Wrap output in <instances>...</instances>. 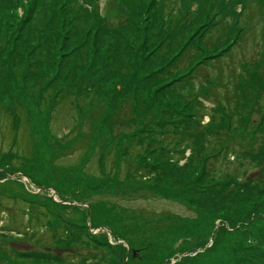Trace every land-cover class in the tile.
Masks as SVG:
<instances>
[{
    "label": "rangeland",
    "instance_id": "obj_1",
    "mask_svg": "<svg viewBox=\"0 0 264 264\" xmlns=\"http://www.w3.org/2000/svg\"><path fill=\"white\" fill-rule=\"evenodd\" d=\"M127 1H120L125 22L117 11L107 13L110 1L101 0L103 35L97 33L101 19L94 0H0V264H264V243L254 249L257 231L264 232V177L251 162L264 160V110H251L236 129L249 143L238 148L245 159L230 155L229 167H242L247 175L219 193L213 182L206 185L210 176L203 178L202 159L185 152L181 142L141 136L148 118L174 110L186 91L170 90L167 78L174 73H157L175 59L179 50L169 43L185 30L165 25L169 52L158 66L160 57H153L159 63L148 60L141 44L153 46L149 37L158 36L163 20L150 8L144 14L158 30L142 35L145 15L136 13L132 27ZM143 1L150 2L136 5ZM177 1L166 4L172 8ZM227 3V14L240 11L235 0ZM254 16L257 37L247 35L234 51L235 64L258 54L264 23ZM185 25L192 33V24ZM224 87L217 88L223 93ZM128 95L141 98H134L137 119L124 123L117 109ZM16 110H24V128L11 147L15 131L6 114ZM204 120L202 125L212 120L214 132L229 131L220 118ZM111 146L118 148L122 167L112 157L105 167L101 151ZM253 220L251 238L245 227Z\"/></svg>",
    "mask_w": 264,
    "mask_h": 264
},
{
    "label": "trees",
    "instance_id": "obj_2",
    "mask_svg": "<svg viewBox=\"0 0 264 264\" xmlns=\"http://www.w3.org/2000/svg\"><path fill=\"white\" fill-rule=\"evenodd\" d=\"M94 1L97 2V8L94 10L96 13L98 12V17L101 19L97 33L104 35L105 25L102 23L104 13L100 7L101 0ZM109 1L110 8H107V13H110V11H117L121 18L127 22L128 14H125L126 10L120 5L121 0ZM167 1L171 0H150L149 3L143 1L140 5H136V0L127 1L128 13L134 18L132 27L136 25L135 23L137 22L135 18L136 13L144 16L149 12L150 8L153 11L156 10L159 17L163 20V26L161 27V31H158V36L154 38L149 37L151 45L153 46H150V44L148 46L146 40H143L141 44V47L144 46L148 51V60H154L155 63H159V60L153 59V57H160L162 63H159L160 65L158 66L164 64L163 60L169 52L167 46L169 43L168 39H162L163 34L167 33L165 25L169 24L171 26L170 28H178L177 31L181 27V30H185L175 35V41L169 43V47H172L173 50H179L175 57H173L175 59L171 61L172 63L176 62V64L173 66L171 62L169 65L165 64L163 67L159 68L157 73L160 75L163 74L162 71L174 73L173 78L171 76L167 78L168 84L171 85L170 90H177L182 86L186 87V91L182 92L181 96H178L176 103L177 107H175L174 110L168 112L166 109H161L158 118L156 115L148 118L150 120L148 125L144 124L140 133L142 134L141 136H144L143 132H148L147 134L152 136L154 133L158 135L162 134L163 136H160L161 144L164 142L171 143V140L174 139L176 142H181V146H185V152H187L186 150L193 151L192 155L194 157L199 156L198 160L202 159V163L204 162L205 174L203 178H207V175L210 176L206 180V185L208 186L209 183L213 182V184H216L218 187L216 192L219 193L227 188L230 181L237 182L242 176L247 175L248 171L241 169L242 167L240 170L237 168L231 170L232 168L229 167L232 165L229 160L230 155H233L234 158L236 157L235 159L239 161L245 159L242 156V152L238 151V148L247 147V143H249L246 142V138L236 133V129L239 128L247 117L249 118L251 110L257 108L264 110V89L262 91L260 90L264 87V28L259 32L261 35L259 38H261L262 43L257 46L259 47V51L256 58L253 60L248 59V61H243L238 64L234 62V51L247 42V35L249 33L252 35H256L257 33V23L255 22L256 19L254 14H260V21L264 23V0H254L256 1L255 10H253L252 7L248 8L253 0H235V7L238 4L241 12L236 11L232 13V10L230 14L225 12L226 5H228L227 0H204L203 2H199V0H178L177 3L172 2L174 5L172 8L166 4ZM31 6L33 7V4H31ZM31 6H29V11H31ZM170 9L172 11L169 13ZM75 10L76 8H74V11ZM197 11L200 12L196 13ZM143 18L146 20L138 27V29L142 31V35L144 30H149V28L158 30V28L150 24L152 20L151 17L145 15ZM62 20L66 24L68 18ZM70 20H74V18H70ZM188 22L192 24V33L186 31L187 28L185 24ZM250 23L253 25L250 26ZM175 25L176 27H174ZM179 25H181V27H179ZM186 37L188 39L184 42ZM156 42L158 43L154 46ZM166 51L168 52L166 53ZM168 84H162V87H168ZM220 84H224L225 86L223 93L217 88ZM159 90H164V88ZM171 94L173 93L171 92ZM179 97L181 98L180 101H178ZM134 98L139 101L141 97L128 95L125 97V100L120 101V105L117 109V118H120L124 123L137 119L134 114V104H136ZM205 102H209L215 108H208ZM125 106L129 109V115H127V112L124 114ZM23 111L24 110H16L15 112L6 114L8 115L9 121L14 126L13 128L15 131L13 133L14 136L11 147L19 142L20 130L24 128L22 127L24 122ZM144 114L140 118L143 117L147 119L148 115ZM2 115L3 114L0 113V116ZM206 116H212L213 121H216L217 118H220V121H224L226 126L229 127L228 133L224 134L222 130H217L216 132L212 131V128L216 127L210 125L212 120H210L208 124L202 125ZM19 121L20 124L18 125ZM191 122L197 123L194 128L203 129H199V131L196 132L195 129L192 128ZM17 125L18 128H15ZM140 137L137 138V142H140ZM196 137H202V139L198 140ZM199 141H203V143L198 144ZM161 146L164 147V145ZM117 150L118 148L111 146L108 151H101L105 159V167L107 165L106 162L109 161L111 157L114 163L116 160L118 162ZM148 151L149 150L146 149L143 150L145 153ZM143 155L144 154H142V156ZM132 161L131 159V162ZM251 162L255 163L252 164V166L255 167L254 170H257L256 172L261 173V177H264V160H262V157H257V159L255 158L251 160ZM118 164L122 167L119 162ZM116 174L119 173L116 172ZM129 175V173L126 174V177L128 178ZM130 176L131 178L137 179L133 175ZM141 176L143 179L147 177L144 173H142ZM105 177L108 179L112 178L110 176ZM196 185L197 187H201L200 182H197ZM259 185H261L260 188L264 190V181H261ZM200 187L199 189L202 190L203 188ZM49 213L50 221L52 219L55 223L57 219L56 214L52 216V212L48 210V214ZM254 223H256L255 220H253V223L246 224L245 228L250 229L249 237H251L254 230L257 229L256 227L250 228ZM234 227H236V225ZM237 232H240L239 229ZM66 233H69V231ZM83 235L84 234H82V237ZM255 237L259 239L257 245L254 247V249H257L260 244L264 243V232L261 230L258 234L257 231ZM85 245L89 248L88 244L85 243ZM248 258L249 255L245 256L243 258L244 262L245 259ZM253 258H255V256H253ZM8 261H11V259H8Z\"/></svg>",
    "mask_w": 264,
    "mask_h": 264
}]
</instances>
